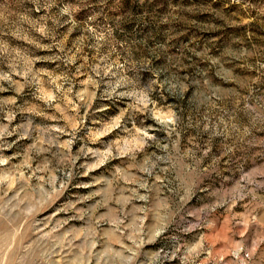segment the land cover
I'll use <instances>...</instances> for the list:
<instances>
[{"label": "rangeland", "instance_id": "1", "mask_svg": "<svg viewBox=\"0 0 264 264\" xmlns=\"http://www.w3.org/2000/svg\"><path fill=\"white\" fill-rule=\"evenodd\" d=\"M90 2L0 0V264H264V0Z\"/></svg>", "mask_w": 264, "mask_h": 264}, {"label": "clouds", "instance_id": "2", "mask_svg": "<svg viewBox=\"0 0 264 264\" xmlns=\"http://www.w3.org/2000/svg\"><path fill=\"white\" fill-rule=\"evenodd\" d=\"M108 0H96L97 7L100 8V12L96 13L97 15L101 14L103 12V6L106 5ZM80 7L83 8H91V2L90 0H80ZM78 10V9H76ZM64 11H68L67 9H64ZM96 16L90 17V20H94ZM141 110L146 111L148 113H151V109H148L147 106H144Z\"/></svg>", "mask_w": 264, "mask_h": 264}]
</instances>
